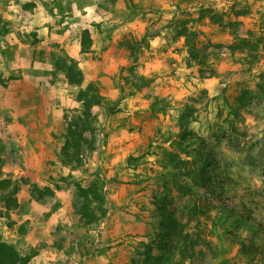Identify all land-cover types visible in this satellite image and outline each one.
<instances>
[{"label":"rangeland","instance_id":"1","mask_svg":"<svg viewBox=\"0 0 264 264\" xmlns=\"http://www.w3.org/2000/svg\"><path fill=\"white\" fill-rule=\"evenodd\" d=\"M21 1L15 10L9 0H0V21L7 14L31 13L32 3ZM51 2L46 13L37 11L53 18L46 50H34L38 39L30 34L20 37L26 57L34 52L47 63L49 88L36 101L29 94L19 100L14 87V101L0 100V206L5 208L9 193L20 203L17 209H0L4 240L24 255L35 251L30 264H131L140 244L164 238V201L182 223L177 247L185 248L184 239L198 241L183 264H264V0ZM209 10L239 13L242 25L253 32L254 50L234 52L232 32L206 17ZM12 18L0 22V41L24 24ZM84 30L92 39L87 53L81 46ZM184 33L195 34L198 60L190 58ZM62 59L81 70V85H70L57 70ZM31 72L0 65V92ZM90 85L102 97L92 108L96 150L85 154L82 167L58 170L54 160L48 168L45 175L54 181L49 189L69 190L70 209L51 237L33 247L23 239L31 227L24 217L31 201H38L24 192L21 181L29 180L21 171L32 132L28 138L22 133L28 123L19 114L34 109L62 113L64 126L51 135L58 140L53 153L60 161L68 123L81 114L78 95ZM41 138L48 141L45 133ZM198 167L205 169L202 177ZM202 179L219 193L202 187ZM77 184L99 187L107 212L97 223L87 226L81 217ZM54 195L38 202L48 212L35 210L34 225L35 219L42 222V213L49 218L61 207Z\"/></svg>","mask_w":264,"mask_h":264},{"label":"trees","instance_id":"2","mask_svg":"<svg viewBox=\"0 0 264 264\" xmlns=\"http://www.w3.org/2000/svg\"><path fill=\"white\" fill-rule=\"evenodd\" d=\"M208 17L213 23L222 28L229 29L232 32L234 44L232 50L234 52L244 53L246 50H254L253 32L244 27L239 20V13L235 15H223L216 13L212 10L207 11ZM203 15V14H202ZM204 16V15H203ZM186 32V31H185ZM194 33H184L186 45L188 47L189 55L192 60H198L199 49L191 39ZM92 44L90 32L84 30L81 36L82 53L89 52ZM57 70L65 73L67 81L70 85H81L83 83L82 72L73 62L69 63L67 60L62 59L61 63L57 65ZM102 97L98 93V89L90 85L86 90H81L78 95V102L82 105L81 114L68 123L65 133V143L60 152L61 163L68 169L82 167L84 165V156L86 153L90 154L96 150V140L98 136V129L95 126V116L92 108L101 104ZM187 139V137H184ZM21 167V164L15 165ZM196 174L202 177L205 169L198 167ZM202 183L207 191H212V194L219 193V188L207 183L206 179ZM25 186H28V191L32 194L33 198L38 202L43 200L46 196H53L54 192L49 188L39 189L36 185L32 184L28 179H21ZM6 182V181H5ZM9 185L10 182H6ZM3 183H0L2 188ZM60 187H57L59 190ZM77 196L83 201L80 208L81 217L86 220L87 226L97 223L100 219L106 216V209L103 206V198L100 195V190L97 185L90 187H83L80 184L75 185ZM43 190L45 193L42 194ZM19 191L16 186L13 189V194ZM6 210L17 209L20 203L9 195L4 196ZM92 203L96 204L95 210H92ZM164 206L160 208L161 211V228L163 239H159L156 243H142L137 249L138 256L131 260V264H183L184 259L187 257L188 252L194 254V249L198 241H188L184 239L185 248L177 247L180 242L179 228L182 223L170 212L167 211V204L163 201ZM168 212V213H166ZM157 244V245H155ZM190 244V247L188 246ZM156 248L160 251L159 254L155 253ZM36 256L34 251L31 254H22L14 245L9 244L4 240L3 235L0 233V264H30L32 259ZM179 258V259H177Z\"/></svg>","mask_w":264,"mask_h":264},{"label":"crops","instance_id":"3","mask_svg":"<svg viewBox=\"0 0 264 264\" xmlns=\"http://www.w3.org/2000/svg\"><path fill=\"white\" fill-rule=\"evenodd\" d=\"M18 1L19 0H9V4L16 5L15 10H18ZM51 1L54 0H29V2L32 3L31 6H33V8H31V13L23 15L20 12H17L14 16H11V14L9 16V14H7L5 19L3 17V22L0 21L4 25L5 21L11 22L10 17H13L12 22L15 20L18 21L23 19L24 23L23 25L20 24L13 27L8 31V33H4L5 36H1V67L5 68V70H15L21 68L26 70L27 68L32 71L31 75L25 76L23 80L19 81L20 84H18L17 86L9 85L5 93L0 92L1 101H14V96L17 97L18 93L13 91V87L17 89V92L20 91L21 93V96L18 98L19 100H24L26 95L29 94L32 101H36L35 99L38 96L42 95L44 91H47V89L49 88V82L47 81V78L45 76L47 75L46 70H48L47 63H43L38 57H34V52H32V54H28L26 57L24 51L25 49H23L26 48V46L24 42L21 41L20 37H25V34H30L31 38L35 37L38 39L36 44H33L34 46H32L34 47V50H38L39 53L41 52V50H46L45 46L47 44L48 35L50 34L48 22L49 20H53V18L48 14H39V12L37 11H43L46 13L47 5H49L48 9L52 7ZM10 9L11 8L9 7L8 10ZM3 25H0V29L3 27ZM23 83L24 85H22ZM25 85H27L28 88H24L26 87ZM22 88L24 89L22 90ZM26 89L29 92H27ZM53 91L57 92V90ZM48 94L52 93L48 92ZM54 94L55 93H53L52 96ZM37 101H40V99H38ZM52 113L53 112L51 111H36V109H34L32 111L27 110L22 114H19L21 116L20 118H26L28 123V127L22 129V133H25V135H27L30 133L29 131L32 132L30 133V137L29 135L26 136L27 138L29 137L28 140L30 144L28 146L29 151H24L23 153L28 155L22 156V158H24L25 170H22L21 174H26V178H29L32 183H36L42 188H49V186L53 187L52 182L54 181L48 179L45 174H47V172L52 168V162H54V160L58 170L66 169V167L62 165L61 160L59 161L57 158H54V143H57L58 140L51 136L53 133L58 134L59 128H63V115L62 113H58L56 115ZM44 133L48 135L47 142L42 138L40 139L41 134ZM20 153L22 155V150L20 151ZM49 167L50 169L48 170ZM54 177H56V175H54ZM27 190L28 186H25L24 192H27ZM68 191L69 190H66L64 187H61L60 190H54V198L56 201L61 203V207L58 210L52 212L49 218H47V216L43 214L44 212H48V209L45 207V205L40 204L34 200L31 201V211L24 217V221L30 220V226L32 227H30L28 233L23 238L28 245L36 247V245L39 244L40 241L43 242V238L46 240L48 239V237H51V232L56 230L59 222L62 221L63 217H65L66 210L70 209L69 203L65 200L66 194H69ZM0 209L2 210L5 208H2L0 206ZM41 209H43V213L41 212L42 214L40 215L42 222H38V219H35L38 224L34 225L33 213L35 210ZM23 222H20L19 224H22ZM46 242L50 243L49 240Z\"/></svg>","mask_w":264,"mask_h":264}]
</instances>
